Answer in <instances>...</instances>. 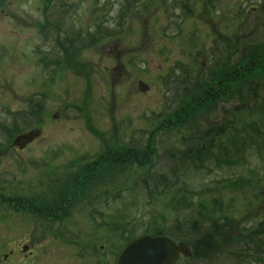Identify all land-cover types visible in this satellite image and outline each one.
Returning <instances> with one entry per match:
<instances>
[{"label":"rangeland","instance_id":"obj_1","mask_svg":"<svg viewBox=\"0 0 264 264\" xmlns=\"http://www.w3.org/2000/svg\"><path fill=\"white\" fill-rule=\"evenodd\" d=\"M187 1L194 4L195 13L185 19L176 17L178 10H171L170 0L167 5L164 0H149L123 20L117 19L120 0L0 2V121L12 126L8 110L29 112L33 98L46 95L43 122L24 132H37L33 140L16 145L0 130V196L16 201H0V264H116L125 242L123 235L110 233L113 225L133 224L137 235H142L146 229H156L151 226L154 222L165 228L178 217L182 219L184 213L190 216L191 211L175 209L173 204L177 201L173 198L164 197L149 204L144 195L126 188L132 182L125 183V177L109 178L103 171L100 178L107 181L97 190L82 181L78 192L72 193L76 181L73 175L58 178L53 172L34 166L42 160L65 164L85 155L105 158L109 149L102 146L99 134L144 140L143 130H155L161 123L169 131L165 136L170 138L165 141L168 146L183 142L185 130L195 126L192 118H177L178 113H174L152 121V113L161 115L164 111L168 94L165 76L179 62L193 64L195 77L201 76L206 70L207 52L216 40L223 42L228 53L217 73L233 74L231 67L239 57L228 63V56H232L231 60L235 57L240 24L250 13H258L264 20V0ZM97 24L106 30H123L117 36L104 38L97 46L79 47L78 34H94ZM73 36L75 46L67 47ZM84 39L82 42L87 45L89 39ZM245 50L255 53L254 48ZM260 52L264 60V49ZM248 57L245 56L246 61L256 63L254 57ZM51 59L55 65L60 64L59 70L44 66L51 64ZM223 81L208 87H189L180 108H188L202 92L210 93L211 86L220 92L216 98L229 101L230 89L244 93L250 84L255 87L256 82L264 83V61L246 80L231 76ZM260 93L264 96V88ZM239 106L231 108L232 114L238 115V126L258 120L263 114L262 103ZM209 112L210 109H196L192 115L195 123L213 126ZM56 153L57 160L53 158ZM256 153L241 166L224 172L216 168L211 173L191 172L188 178V186L194 191L210 188L197 201L210 204L220 200V217L229 214L236 218L238 228H253L264 222V148ZM152 158L148 162L152 163ZM113 192L120 196L113 198ZM68 194L72 205L66 215L53 213L54 206ZM75 197L82 199L74 202ZM156 211L161 214L158 221L153 219ZM36 217L42 218L45 231H35ZM192 218H197L196 213ZM39 238L43 240L38 241ZM191 256L181 257L177 264L223 263H217L219 259L192 260Z\"/></svg>","mask_w":264,"mask_h":264},{"label":"trees","instance_id":"obj_2","mask_svg":"<svg viewBox=\"0 0 264 264\" xmlns=\"http://www.w3.org/2000/svg\"><path fill=\"white\" fill-rule=\"evenodd\" d=\"M147 1L149 0H120L117 19L123 20L127 14L137 9L138 5ZM168 2L169 0H164L165 5ZM169 5H172L171 10L175 8L178 10L177 18L185 19L195 13L194 4L187 0H170ZM175 25L180 27V23L175 22ZM239 28V35L236 36L235 57L231 60L232 56H228V63L236 61L239 57V60L233 64L234 67H231L233 68L231 69L233 74L217 73L221 68L222 58H226L228 53L223 42L216 40L213 47L207 52L206 70L201 72V76L195 77L196 67L193 64L186 65L182 62L176 63L169 70V74L165 76L164 80L167 79V81L164 84L168 88V94L164 98V111L161 115L160 113H152L154 116L152 121L160 120L174 113H178L177 118L183 116L192 118L195 126L188 127L185 130L181 144L174 143L170 146L166 144L165 141L169 142L170 140L169 137H165L169 135V131L164 130L163 126L165 124L161 123L155 130H143L142 135H146L143 136L144 140L140 137L136 139L134 136L125 139V136H119V134L107 138V135L99 134L102 146L105 145L109 149H107L108 155L105 158H103L104 156L98 158L97 156L85 155L65 164L42 160L37 161L34 166L38 170L53 172L58 178L73 175L72 177L76 181L71 189L72 193L78 192L82 187V181L84 184L89 185L90 189L97 190V187L106 180L100 178L103 171L109 178L125 177V183L132 182L126 188L129 191L144 195L150 202L149 204H154L155 201L164 197H169L177 201L173 204L177 211H191L190 216H186L184 213L182 219L181 216L178 217V219H175V223L171 222L172 225L165 228L154 222L151 226L152 228L155 226L156 229H149V231L146 229L142 235L168 236L175 241H185L191 247L192 256L190 259L192 260L213 261L219 259L217 263L223 262L222 264H264V222L258 224L257 227L255 225L253 228H238L236 218L230 217L229 214L220 217L222 214H219V212L223 207L220 200H213L210 203L211 205L200 200L197 201L203 193L209 192L210 188L194 191L188 186V184L191 186L188 180L191 172L207 171L211 173L213 168L224 172L225 169L245 164L249 156L257 154L256 152L260 154L262 148H264V142L261 141V137L264 136V108L262 107L263 114L258 120H249L246 125L240 124L241 126H238L239 123H237L238 115L231 112V108L234 107L235 109L237 105L239 108L240 103L247 104L249 107H254L258 103H262V106H264V96L260 93V89L264 88V83L256 82L255 87H253L254 83L250 84L244 93L234 90L235 88L230 89L231 99L229 101L216 98L220 92L215 88L212 89L213 86H211L209 88L211 94L207 93L206 95L202 92L193 99L188 108L185 110L180 108L189 87L195 85L197 87H208L216 82L223 84V79L231 78V76L246 80L258 64L262 66L264 60H262L260 51L262 48L264 49V32L262 33L264 31V20L260 17V14L256 13L252 16L250 13ZM106 29L97 24L94 34L90 32L84 36L78 34L79 38L76 40L79 41L78 46L80 47L82 44L83 48L97 46L104 38L117 36L123 30L121 28ZM84 38L89 39L87 45L82 42L85 40ZM74 39L75 36L69 38L66 46L73 48L75 46ZM246 47L254 48L255 53L246 52ZM245 56H249L250 59L254 57L257 64L246 61ZM195 63L197 62L195 61ZM51 64L49 62V65L46 63L48 66H44L50 68L51 71L59 70L60 64L57 65L56 63L55 65L52 59ZM255 78L257 79L256 76ZM245 83H248V81ZM222 88L218 89L222 92ZM204 95L206 96L203 97ZM221 95H223V92ZM45 98V94L34 97L32 100L33 109L29 112L8 110L6 114L8 118H11L13 124L7 126L6 123L0 121V130H3L9 140H15L18 136L24 134L26 129L33 130L43 122L41 115L45 111ZM206 108L210 109L208 119L211 124H214L210 127L204 126L202 123H197V125L192 117L196 109L207 110ZM188 109H190L189 113ZM213 115L219 120L217 121ZM168 124L166 127L169 126ZM187 133H189L188 136ZM150 157H153L152 163L148 162ZM53 158L57 160L59 154L56 153ZM217 183L220 184L222 181H217ZM107 192L110 193L109 190L105 191V193ZM190 195L192 196L190 197ZM117 196H120V193H114L112 197ZM82 197L77 199L75 197L73 201L78 202ZM70 198L69 194L63 196L61 198L62 202L60 201L55 205L52 212L56 215H60L59 213L66 215L67 210L72 205L68 202ZM1 200L10 204L16 202L14 198L5 196H0ZM179 203L181 205L176 206ZM18 204L22 205V203ZM195 213L196 219L192 218ZM95 214L101 216V213ZM159 218H161V214L156 211L153 219L157 220ZM168 218L169 221H174L171 217ZM41 219L36 217L35 231H45ZM97 226L99 227L98 224ZM136 229V226L129 223L122 226L113 225L110 233L112 235H117V233L123 235L125 246H127L139 236H142L137 235ZM37 240L41 241L43 238ZM125 246L121 249L118 248L120 251L117 255Z\"/></svg>","mask_w":264,"mask_h":264},{"label":"water","instance_id":"obj_3","mask_svg":"<svg viewBox=\"0 0 264 264\" xmlns=\"http://www.w3.org/2000/svg\"><path fill=\"white\" fill-rule=\"evenodd\" d=\"M141 88L145 90L141 83ZM37 132L30 131L14 140L16 145H25L34 139ZM29 246L25 247V250ZM190 257L192 250L185 241H175L168 236L143 235L129 243L121 251L116 264H176L180 258Z\"/></svg>","mask_w":264,"mask_h":264},{"label":"flooded vegetation","instance_id":"obj_4","mask_svg":"<svg viewBox=\"0 0 264 264\" xmlns=\"http://www.w3.org/2000/svg\"><path fill=\"white\" fill-rule=\"evenodd\" d=\"M1 1H6V0H0V2H1Z\"/></svg>","mask_w":264,"mask_h":264}]
</instances>
